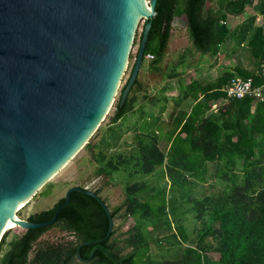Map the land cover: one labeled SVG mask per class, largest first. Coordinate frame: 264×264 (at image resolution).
<instances>
[{"label": "trees", "instance_id": "16d2710c", "mask_svg": "<svg viewBox=\"0 0 264 264\" xmlns=\"http://www.w3.org/2000/svg\"><path fill=\"white\" fill-rule=\"evenodd\" d=\"M245 11L247 15L239 23L228 27L227 15ZM257 15L262 20L258 25L254 23ZM174 18L185 23L192 45L201 54H216L229 38L231 51L246 52L249 63L245 65L238 58L236 65L227 66L215 79L203 85L197 80L186 84L178 101L187 96L197 100L199 93L201 98L187 115L178 114L164 125L169 130L167 139L162 140L164 143L154 130L147 132L148 128L141 124L142 129L137 131L133 141L134 149L127 154H109L120 139V131L113 128L106 127L97 142L88 140L84 146L96 149L93 152L96 175H110L122 165H131L128 173L151 174L159 166L172 189L187 185L190 180L204 184L210 175L231 181L230 187L222 193L188 196L183 192L188 209L199 224L194 241L184 245L175 258L153 261L141 224L136 223L126 230L128 234L121 245L114 237L113 227L106 235L108 217L99 200L73 190L52 223L23 228L9 240L6 238L10 228L3 232L0 264H264V98H227L223 91L229 78L241 76L251 77L255 85L262 86L264 94V0H156L143 56L151 53L153 65L164 56ZM141 34L142 30L138 41ZM136 52L135 49L134 58ZM126 81L114 104L111 123L127 115L144 97L136 94L141 87L136 77L126 99L119 104ZM220 99L223 102L216 111L205 114L210 104ZM145 186L139 181L126 184L123 201L108 207L112 219L123 211L124 216L153 217L169 225L165 192L160 189L153 194L158 203L140 199L137 193ZM90 190L105 203L98 187ZM63 201L62 195L50 207L28 214L26 219L46 221ZM53 226L71 233L72 239L32 249L40 235ZM83 242L86 243L81 244ZM79 244V255L85 261L75 256ZM125 247L130 249L123 251Z\"/></svg>", "mask_w": 264, "mask_h": 264}, {"label": "water", "instance_id": "95a60500", "mask_svg": "<svg viewBox=\"0 0 264 264\" xmlns=\"http://www.w3.org/2000/svg\"><path fill=\"white\" fill-rule=\"evenodd\" d=\"M156 0H0V238L5 225L52 223L15 214L88 141L107 113L127 65L135 29L145 19L126 99L137 77ZM21 205V206H22ZM20 206V207H21ZM14 210V211H13ZM83 242L81 244H84ZM75 256L79 255V247Z\"/></svg>", "mask_w": 264, "mask_h": 264}, {"label": "rangeland", "instance_id": "374dc122", "mask_svg": "<svg viewBox=\"0 0 264 264\" xmlns=\"http://www.w3.org/2000/svg\"><path fill=\"white\" fill-rule=\"evenodd\" d=\"M179 5L181 6V3ZM248 11L249 9H247V12ZM247 12L245 11L243 14H235L233 20L227 21L228 27L232 28L236 23L241 21L247 15ZM261 21L260 15H257L254 23L258 25ZM143 23L144 20L140 19L136 25L134 34L135 44H133L132 52L129 53L127 65L120 78L113 101L103 120L100 122L98 129H96L88 139L92 143L98 141L100 135L106 132V125L110 123L114 104L118 98L122 85L129 75L131 65L134 61L133 55L139 42L138 35L143 28ZM173 32L175 35H173ZM170 43L171 46L167 56L165 54L158 64L153 65L146 57L142 59L138 77H140L139 80L142 85L144 84L146 89L150 88L153 90V86L160 83L154 82V68H161V71L164 72H162L161 77L166 78L165 72H170L173 68L183 71L191 69L188 72L190 75L193 74V68L196 67L200 69L199 71L195 70L197 76H200L201 71V75H204L203 77L205 79H212L215 76L220 75L227 66L232 67L236 65L238 58L245 65L249 63L246 52L241 53V49H238L236 52L230 51L232 48V40L229 38H226L221 44L220 50L217 54L208 56L199 53L191 43L185 23L180 19L174 18L172 21V33L169 36L168 46ZM179 53H181L180 57L177 56ZM196 74L193 76H196ZM139 94L142 93L139 92ZM135 113H133L135 116H124L120 125H115L112 128L116 131H122L127 123L133 121L138 115L141 116V114L137 115V113ZM129 140L130 139L124 140L123 144L119 147L125 154L134 149V146L129 148V144L131 143ZM95 150V148H88L85 146L80 148L76 154L59 168L25 204L16 210V215L20 218H26L30 213L50 207L64 194L66 188L72 185H81L88 189L98 187L100 189L99 195L104 199L108 207L111 208L123 201L126 184L133 181L143 182L146 184L145 188L137 193V196L140 199H147V201L149 200L150 202L158 203V198L154 199L152 197L153 194L160 189L165 192L167 203L166 220L169 221V225L162 224L158 218H141L138 215L124 216L123 211H121V213L113 219L112 227L115 229L114 237L118 239L119 244L123 245V238L128 234L126 230L136 223L141 224L144 235L147 237L150 244L149 254L151 258L153 261H160L163 259L175 258L179 255L184 245L192 243L195 239V233L199 224L193 217L192 211L188 209L189 203L187 202V199H185L187 197L186 195L200 196L204 193H222L232 184L231 181L228 182L224 179L210 175V178L204 184L190 180L191 182L187 183V185H177V187L172 189L168 186L169 181L167 176L159 166L156 167L151 174H143L140 172L128 173L127 169H130L131 165H122L110 175H96L95 168L97 164L93 156ZM239 181L240 179L237 180V182ZM183 192L186 195H184ZM22 229L23 228L19 226L10 228L6 239L9 240L19 235L22 232ZM72 237L71 233L62 230L57 226H53L40 235V237L33 243L32 249L45 243L72 239ZM129 249L130 247H125L123 251Z\"/></svg>", "mask_w": 264, "mask_h": 264}, {"label": "crops", "instance_id": "0c3cea01", "mask_svg": "<svg viewBox=\"0 0 264 264\" xmlns=\"http://www.w3.org/2000/svg\"><path fill=\"white\" fill-rule=\"evenodd\" d=\"M213 5H214V3H213ZM234 17H235V14L227 15L226 24H227L228 20L229 21L233 20ZM171 33H172V28H171L170 34ZM173 35H175L174 32H173ZM168 40H169V38H168ZM170 46H171V43L168 46V42H167V47H166L164 55L166 54V56H167ZM230 51H231V49H230ZM205 54L208 56L212 55L210 53H205ZM213 55H215V54H213ZM177 56L180 57L181 53H179ZM154 69H155V73L158 74V75H156L154 73V75H153L155 78L154 82H160V83L153 86L154 87L153 90L150 88L146 89L144 84L143 85L141 84V82L139 80L140 77H138V73H137V78H138V81H139L141 87L136 90V94L138 96L144 95V97L139 99L137 101V103L134 105L133 109L130 110V112L125 116L133 115V113H135V112L137 113V115L141 114V116L138 115L137 117H135V119L133 121H131L130 123H127L126 127L122 131L119 130L120 131V139L118 140L116 146H114L112 148V150L109 151V154L112 155L113 153H116V152H121V153L125 154L124 152H122L121 148H119V147L123 144V141L126 139H130L129 142H131V143L129 144V148L134 146L133 141H134L135 135L137 134V131L142 129V125L145 126V129H146V127L148 128L147 132H152L154 130L157 133V136H158V139L160 142H162V140H166L168 137V134H169V130L166 129L164 127V125L171 122L173 117L175 118L176 115H178V114L183 113L182 115H187V113L190 111V109L195 104V102L201 98V93H199L197 100H194L191 96H187V97L181 99L180 101H178L177 100L179 97L178 95L181 93L182 89H184L186 84H188L191 80H197L201 85H203V84H205V83H207V82H209V81H211L217 77V76H215L212 79H210V78L205 79L203 77L204 75H201V71H200V76H197L195 70L199 71L200 69L194 67L193 68L194 69L193 74L189 75V73H188L189 70H191V69L183 71V70H177V68H173V69H171L170 72L169 71L165 72L166 78H162L161 75H162L163 71H161V68H157V69L154 68ZM139 71H140V69L138 70V72ZM222 73H223V71L221 72V74ZM194 74H196V76H193ZM182 75H184V76H182ZM139 92H141L142 94H139ZM222 102H223V100H221V99L217 102L216 101L212 102L210 104V106L207 108V110L205 111V114L216 111L217 108L214 109L211 107V105L213 103H216L217 107H218V105ZM133 116H135V115H133ZM123 117L115 123H111V122L108 123L106 125V127L112 128L115 125H120V122L123 119ZM159 126L161 129L158 128ZM162 143H164V142H162Z\"/></svg>", "mask_w": 264, "mask_h": 264}, {"label": "built area", "instance_id": "2783aa9c", "mask_svg": "<svg viewBox=\"0 0 264 264\" xmlns=\"http://www.w3.org/2000/svg\"><path fill=\"white\" fill-rule=\"evenodd\" d=\"M145 57L147 59H152L153 55L151 53H146ZM223 91L225 92V97L227 98H241L245 96L260 100L264 98L262 86L255 85L251 77L243 78L241 76H232L223 86ZM211 107L216 109L217 104L213 103Z\"/></svg>", "mask_w": 264, "mask_h": 264}, {"label": "bare ground", "instance_id": "6f19581e", "mask_svg": "<svg viewBox=\"0 0 264 264\" xmlns=\"http://www.w3.org/2000/svg\"><path fill=\"white\" fill-rule=\"evenodd\" d=\"M21 205H22V204H21ZM21 205H20V204H19V205H16V207L14 208V210H15V209L17 210ZM14 210H13V211H14ZM16 210H15V214H16ZM12 226H15V225H14V223L11 221V222H9V223H7V224L5 225V230L8 229V228H11Z\"/></svg>", "mask_w": 264, "mask_h": 264}]
</instances>
